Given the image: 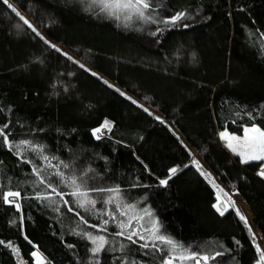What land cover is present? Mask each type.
<instances>
[{
	"label": "trees",
	"instance_id": "16d2710c",
	"mask_svg": "<svg viewBox=\"0 0 264 264\" xmlns=\"http://www.w3.org/2000/svg\"><path fill=\"white\" fill-rule=\"evenodd\" d=\"M9 2L36 29L0 0V128L9 142L43 146L69 185L77 178L83 190L118 188L125 203L144 199L161 234L208 256L207 264H258L256 246L262 248L253 231L225 192L228 210L221 215L214 207L218 188L210 181L218 184L192 148L240 192L237 202L264 237V161L242 163L219 136L248 126L264 131V0H152L156 22L133 18L127 26L103 11L101 0ZM180 12L185 18L175 25L160 22ZM106 120L109 133L94 134ZM48 163L0 138V193H21L19 210L0 196V264H36V249L45 264H164L170 257L166 244L117 234L106 213L113 193L90 191L95 208L79 207ZM47 195L51 201L38 199ZM103 235L106 244L94 255L89 237Z\"/></svg>",
	"mask_w": 264,
	"mask_h": 264
},
{
	"label": "snow or ice",
	"instance_id": "6c2138e0",
	"mask_svg": "<svg viewBox=\"0 0 264 264\" xmlns=\"http://www.w3.org/2000/svg\"><path fill=\"white\" fill-rule=\"evenodd\" d=\"M3 3L6 4L8 6V8H10L19 18L21 21H23V23L25 25H27L29 28L32 29L33 32L36 31L35 27L19 12L17 11V9L9 2V0H3ZM101 3L103 4V11H106L108 13V15L114 17L117 20H121L123 19V21L125 22V26H127V22H130L133 20V18H136L137 20L140 21H144V22H153L155 23L156 21L153 19V17L150 15L149 10L152 9L153 5H152V0H101ZM185 18V13L180 12V13H176L175 15H173L170 19L168 20H163L160 21L161 23H165V24H172L175 25L178 21H181ZM184 27H188L187 24L184 25ZM39 35V33H37ZM155 34V33H153ZM55 47V46H53ZM57 51H59V49H57ZM81 67H83V65H81ZM93 75H96L95 73H93ZM105 83L107 84L108 82L105 81ZM109 87H112V85L109 84ZM117 91H119V89H117ZM121 95H125L123 92L120 93ZM128 99H131L130 97H128ZM132 103H136L135 100H132ZM145 111H148V109H144ZM159 119V118H158ZM4 127H7V125H5ZM104 128H108L110 129L111 124L109 121H105L103 126ZM101 129L98 128L95 130V133L100 132ZM245 136L248 137L250 142H255V145H258V147L252 146L250 144V146H252V151L250 152H242V153H238L241 156V162L242 163H247L249 160H264V131H261L260 128L258 127H251V128H245ZM255 134L250 136L249 134ZM10 134L6 133L4 131V128H0V138H2V142L5 144H9V148L10 150L12 148H16L17 150H19L21 148V146H23L25 149H30L33 152H36L37 155L45 161H49L47 167H52V168H56V172L53 173V175L60 177V183L65 184V186H71L72 187V192L70 193V195H72L74 198H76V203L79 207L81 208H86L88 206H91V208H95V203L96 201L91 199L89 197V192H108V193H119V189L118 188H92L89 190H83L85 185L82 182H78L77 178H70V185L68 181H65L64 178V173L61 172L59 170V166L58 165H52L50 158L47 155H44V149L43 146L40 145H36L33 144L32 141L30 140H21L18 143H10L8 140V136ZM220 136L222 139L228 140V147L232 148L233 151H235V148H233V145L231 144V140L234 139H238L237 137H230L228 135V133L226 132H222L220 133ZM99 138V137H97ZM22 154V153H21ZM51 159H56L55 157H52ZM26 162H31V161H26ZM61 164H63V162H61ZM193 164L196 166L197 170L201 172V175H204L205 178H209L210 174H207L205 172L202 171L201 165L199 164V161L194 160ZM65 168L68 167L67 164L63 165ZM89 171H91V169H89ZM178 171L177 168H172L170 169V173L171 174H175ZM33 173L38 176L41 177L38 181V183L40 185H45V178L41 176L42 173V169L39 167H34L33 168ZM258 175L264 177V169H262ZM171 178V176L169 177ZM213 183L214 187L218 188V185L215 184L214 181H210ZM168 183L167 180H161L160 184L162 185H166ZM47 188H50L51 191L53 193H56L57 196H60L61 198L63 197V193L58 192L56 187H53L51 182H48L46 184ZM222 191V190H220ZM21 195V193L19 191H9L6 195H4L3 193H0V196H3V199L5 202L7 203H12L13 201L10 200L9 198H15V197H19ZM38 199H45V200H49L51 201V196L47 195V196H43V197H38ZM116 197L115 196H110L108 198L107 201H105L106 203H113L115 201ZM230 199V198H229ZM220 200V196L217 195V201L219 202ZM65 203H67V201H65ZM234 207V202L233 205ZM15 207L17 208V210L20 209V205L16 204ZM117 207L119 208L120 205H117ZM125 207L127 208H133L134 205H126ZM214 207L217 209L218 212H220L221 215L224 214V210H221V208L219 207V204L214 205ZM70 211L72 209H69ZM145 215L151 217L152 213L145 209L144 210ZM237 215L240 217V219L245 223V225H248V221L247 218L240 213L239 209H236ZM127 213L125 211H120V215H126ZM114 218V217H113ZM136 219L142 220L143 216L141 217H137ZM86 222V221H85ZM105 223H107V221H105ZM131 224L129 223L128 225H125L123 222H121L120 224V228H121V232L117 233L118 235H123V229L125 227H130ZM141 227H143V225H141ZM249 232H252V229L249 227ZM148 232L151 233L153 240L156 241H160L163 244H166L168 246H170V249L173 253L178 252V255H173L170 256L169 259H167L166 261H164V264H174V261L176 260H194L195 264H200V261L203 260L205 262V264H207V261L209 260L208 256H202L199 259H197V255L195 253H191V252H187L186 249H184V247L180 244H178L177 242H175L174 240H172L171 238L160 234V228H159V223L158 221L153 220L152 221V227L147 229ZM137 232H133L131 235L128 236V239H132V236L137 235ZM141 239H144L143 236L140 237ZM89 239H91L92 243L96 245V247H94L92 249L93 254L95 255L96 253H98L99 251H101L104 247L105 244V239L102 236H97V237H89ZM253 239L255 240V234H253ZM3 241H0V244H3ZM144 247H148L147 244L143 245ZM9 247H11V244H9ZM153 247H155V244H153ZM256 250L259 253V261L258 264H264V250H261L259 245L256 246ZM13 251L16 252L18 254V249L13 248ZM32 255L34 257H36V264H44L42 258L38 255L37 252H33ZM216 255H221V253L217 252Z\"/></svg>",
	"mask_w": 264,
	"mask_h": 264
},
{
	"label": "rangeland",
	"instance_id": "374dc122",
	"mask_svg": "<svg viewBox=\"0 0 264 264\" xmlns=\"http://www.w3.org/2000/svg\"><path fill=\"white\" fill-rule=\"evenodd\" d=\"M24 15L31 22H33V20L28 15H26V14H24ZM61 48L64 49L63 47H61ZM64 50L67 51L68 53H70L71 55H73V57H76V55L74 53H72L70 50H68V49H64ZM148 107L151 108V106H148ZM251 127H254V126H248L246 128H251ZM255 127H258V126H255ZM103 131L104 132H108V129L107 128H102L101 131L98 132L97 134L99 135V133H101V134L107 135ZM261 131H263V130L261 129ZM223 132L228 133V135L230 137H233L234 136V137H237L238 138V139H234V140H231L230 141L231 144L233 145V148H235V151H233L232 148H230V149L233 152H235V154H237L238 156H240L238 153L252 151V146L258 147V145H255V142H250L249 141L248 137L245 136V131L242 134L234 133V132H231L229 130H225ZM249 135L252 136V135H255V134H251L250 133ZM225 142H226V144L228 146L229 141L228 140H225ZM250 144L252 146H250ZM193 151H194L195 156L206 166V168L208 169V171L211 173L212 177L215 179V181L219 185V187H218V195L220 196L219 203H224L223 202V198L224 197H223L222 191H220V190H222V188L223 187H226V186L222 183V181L218 178V176L215 175L213 171H211V169L205 163V161H204L203 157L200 155V153L197 150H193ZM240 158H241V156H240ZM249 161H251V160H249ZM262 161H264V160H262ZM230 191L232 192L234 190H230ZM7 193H5V195ZM234 194H235V191L232 192V195L233 196H234ZM111 196H115L116 199H115V201L113 203H106V210H107L106 213L109 216V218L113 219L117 223V225H118V227L120 229V232H121V228H120L121 222H123L125 225H128L129 223L131 224L130 227H125L123 229V235L129 236L133 232H137L138 234L132 236V238L139 239V240H141V241H143V242H145L147 244H154L156 242H160V241L153 240V237H152L151 233L147 231V229H149V228L152 227V221L153 220L158 221L159 228L160 229H161V224H160V221H159L158 217L155 215L154 210L152 209V207H150L148 204H144L143 203L144 199H139L138 201L132 202V203H125L124 201H122V199H120L119 194L113 193V195H111ZM9 199L13 201L12 203H15V204H19L20 205V203H19L21 201L20 196L17 197V200H15V198L14 199L13 198H9ZM230 199L232 200L231 197H230ZM224 201H225V199H224ZM232 201L234 202V200H232ZM217 203H218V201H217ZM117 205H120V207L118 208ZM126 205H134V207L133 208H127V207H125ZM238 208H239V206H238ZM145 209L149 210L152 213V216L151 217L145 215V212H144ZM239 210H240V208H239ZM120 211H125L127 214L121 216L120 215ZM241 213H242V211H241ZM141 216H143V219L142 220L136 219L137 217H141ZM249 221H250V223H249ZM249 221H248V224H249L250 228L252 229L253 233L255 234V237H256L257 241L259 242L262 250H264V237L262 236V233L254 226V224L252 223L251 220H249ZM141 225H143V227H141ZM160 234H161V232H160ZM141 236H143L144 239H141L140 238ZM95 237H97V236H95ZM102 237H104L105 244H106V241H107L106 236L103 235ZM94 247H96L95 244H94ZM168 247L170 248V246H168ZM170 251H171V249H170ZM34 252H37L38 253V255L42 258L44 264L48 261V259L41 253L40 250L36 249ZM178 254H179L178 252L173 253L171 251L170 256L178 255ZM200 257H202V256H197V259H199ZM167 259H169V258H167ZM35 260H36V257H35ZM174 264H195V261L194 260H191V259H189V260H183V261L176 260V261H174ZM200 264H205V262L203 260H201L200 261Z\"/></svg>",
	"mask_w": 264,
	"mask_h": 264
},
{
	"label": "crops",
	"instance_id": "0c3cea01",
	"mask_svg": "<svg viewBox=\"0 0 264 264\" xmlns=\"http://www.w3.org/2000/svg\"><path fill=\"white\" fill-rule=\"evenodd\" d=\"M225 131V130H224ZM223 132V131H222ZM222 132H220V133H222ZM219 136H220V134H219ZM220 138H221V136H220ZM222 139V138H221ZM223 141H224V143L226 144V142H225V139H222ZM226 146H227V144H226ZM227 148L232 152V154H234V155H237V154H235V152H233L228 146H227ZM192 150H195L194 148H192ZM264 169V164L262 165V167L259 169V172L261 171V169ZM219 179H220V177H218ZM234 191H236V192H238L239 194H240V192L238 191V190H234ZM234 191H232V192H234ZM228 194L231 198H232V200H234V202L237 204V206H239V208H240V210L242 211V209H241V207H240V205H239V203L237 202V200H236V193L234 194V196L232 195V192L229 190V189H227L226 187H223L222 188V194ZM217 195H218V193H217ZM222 196V195H221ZM246 200V199H245ZM226 201V200H225ZM224 201V198H223V202L224 203H217V204H219V207L221 208V210H224V209H227L228 210V208H229V205H228V203H227V201L225 202ZM244 201V200H243ZM247 202V201H246ZM246 202L244 201V203L246 204ZM216 204V205H217ZM248 204V203H247ZM247 204H246V206H247ZM249 206V205H248ZM247 206V207H248ZM251 209V208H250ZM227 210H224V213L227 211ZM248 210H249V208H248ZM250 211V210H249ZM242 213H243V211H242ZM243 215H244V213H243ZM245 216V215H244ZM246 217V216H245Z\"/></svg>",
	"mask_w": 264,
	"mask_h": 264
},
{
	"label": "water",
	"instance_id": "95a60500",
	"mask_svg": "<svg viewBox=\"0 0 264 264\" xmlns=\"http://www.w3.org/2000/svg\"><path fill=\"white\" fill-rule=\"evenodd\" d=\"M16 7V6H15ZM16 9L31 23V24H33V25H35L34 24V22H31L20 10H19V8H17L16 7ZM43 33V32H42ZM44 34V33H43ZM44 36H46V34H44ZM47 38H48V36H46ZM49 40H50V38H48ZM50 41H52V40H50ZM53 42V41H52ZM54 44H56L55 42H53ZM57 45V44H56ZM58 46V45H57ZM58 47H60V46H58ZM61 48V47H60ZM62 49V48H61ZM64 50V49H63ZM65 51V50H64ZM67 52V51H66ZM68 53V52H67ZM68 54H70V53H68ZM71 55V54H70ZM73 56V55H72ZM114 85H116L115 83H113ZM149 108V107H148ZM151 111H153V112H155L157 115H159V116H161L162 118H165V116L163 115V114H158L152 107L151 108H149ZM173 127H174V129L177 131V133L184 139V136L182 135V133L181 132H179L180 130L175 126V125H173ZM7 203V202H6ZM19 203H21V201L19 202ZM9 204H14V205H16L15 203H9Z\"/></svg>",
	"mask_w": 264,
	"mask_h": 264
},
{
	"label": "built area",
	"instance_id": "2783aa9c",
	"mask_svg": "<svg viewBox=\"0 0 264 264\" xmlns=\"http://www.w3.org/2000/svg\"><path fill=\"white\" fill-rule=\"evenodd\" d=\"M104 132V131H103ZM105 134H108L109 133V130H108V132H104ZM102 135H104V134H101V133H99V136H102Z\"/></svg>",
	"mask_w": 264,
	"mask_h": 264
},
{
	"label": "bare ground",
	"instance_id": "6f19581e",
	"mask_svg": "<svg viewBox=\"0 0 264 264\" xmlns=\"http://www.w3.org/2000/svg\"><path fill=\"white\" fill-rule=\"evenodd\" d=\"M14 199V198H13ZM15 200H17V197H15Z\"/></svg>",
	"mask_w": 264,
	"mask_h": 264
}]
</instances>
